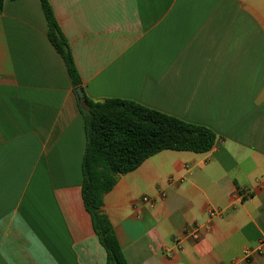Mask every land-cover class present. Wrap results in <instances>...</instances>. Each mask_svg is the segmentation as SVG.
<instances>
[{"label":"crops","instance_id":"0c3cea01","mask_svg":"<svg viewBox=\"0 0 264 264\" xmlns=\"http://www.w3.org/2000/svg\"><path fill=\"white\" fill-rule=\"evenodd\" d=\"M49 2L87 97L131 99L218 137L206 152L148 157L104 195L127 262L264 264V0ZM84 143L39 0H5L0 264H106L81 198ZM196 225L198 239L165 250Z\"/></svg>","mask_w":264,"mask_h":264},{"label":"trees","instance_id":"16d2710c","mask_svg":"<svg viewBox=\"0 0 264 264\" xmlns=\"http://www.w3.org/2000/svg\"><path fill=\"white\" fill-rule=\"evenodd\" d=\"M5 0H0V13ZM47 36L63 59L73 88L81 85L68 43L54 17L49 0H39ZM86 96V95H85ZM83 118L85 143L80 187L83 206L93 232L106 255V264H129L108 216L103 197L120 175L137 168L145 159L165 149L202 153L217 140L210 128L184 121L125 98L77 101Z\"/></svg>","mask_w":264,"mask_h":264},{"label":"built area","instance_id":"2783aa9c","mask_svg":"<svg viewBox=\"0 0 264 264\" xmlns=\"http://www.w3.org/2000/svg\"><path fill=\"white\" fill-rule=\"evenodd\" d=\"M241 197L243 198H247L249 197V193L248 192H244L243 194L240 195ZM142 201L143 202H146V203H150V204H153L154 201L152 199H150L148 196H143L142 197ZM222 210L221 209H209L208 210V214L210 217H215V216H219L222 214ZM199 235H200V227L199 226H193L191 228H188L186 229L182 235L176 237L172 243L171 246L169 247H165V250L166 251H169V250H172V249H175V250H181L182 246H183V243L188 240V239H191V240H196L199 238ZM256 249H245L243 251V258L246 259L247 256L255 251Z\"/></svg>","mask_w":264,"mask_h":264},{"label":"water","instance_id":"95a60500","mask_svg":"<svg viewBox=\"0 0 264 264\" xmlns=\"http://www.w3.org/2000/svg\"><path fill=\"white\" fill-rule=\"evenodd\" d=\"M73 92L75 94L76 100L79 103L86 105V96H85L83 87L81 85H78L73 88Z\"/></svg>","mask_w":264,"mask_h":264}]
</instances>
